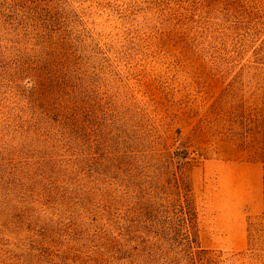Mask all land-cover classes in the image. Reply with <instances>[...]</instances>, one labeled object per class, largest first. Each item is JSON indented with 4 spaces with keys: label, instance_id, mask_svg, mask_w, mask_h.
Returning <instances> with one entry per match:
<instances>
[{
    "label": "rangeland",
    "instance_id": "rangeland-1",
    "mask_svg": "<svg viewBox=\"0 0 264 264\" xmlns=\"http://www.w3.org/2000/svg\"><path fill=\"white\" fill-rule=\"evenodd\" d=\"M0 264H264V0H0Z\"/></svg>",
    "mask_w": 264,
    "mask_h": 264
},
{
    "label": "trees",
    "instance_id": "trees-1",
    "mask_svg": "<svg viewBox=\"0 0 264 264\" xmlns=\"http://www.w3.org/2000/svg\"><path fill=\"white\" fill-rule=\"evenodd\" d=\"M46 50L36 49L34 57L21 56L17 60L18 64L21 65L18 67L21 72L32 77V93L49 100L51 96L48 90L51 83L50 75L53 76V68ZM173 181L174 198L172 205L174 211L172 210V215L169 217L170 221L164 222L165 225H162L161 228L163 230L167 228L177 237L186 241L188 245L196 244V247L199 248L198 211L191 181L188 175H177V173L174 174Z\"/></svg>",
    "mask_w": 264,
    "mask_h": 264
}]
</instances>
